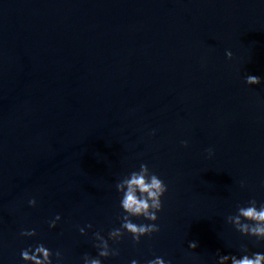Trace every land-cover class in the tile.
Here are the masks:
<instances>
[{
    "label": "water",
    "instance_id": "95a60500",
    "mask_svg": "<svg viewBox=\"0 0 264 264\" xmlns=\"http://www.w3.org/2000/svg\"><path fill=\"white\" fill-rule=\"evenodd\" d=\"M141 163L167 185L159 231L101 264L264 253L226 222L264 204V0H0V264L37 244L96 257Z\"/></svg>",
    "mask_w": 264,
    "mask_h": 264
},
{
    "label": "clouds",
    "instance_id": "9594fccd",
    "mask_svg": "<svg viewBox=\"0 0 264 264\" xmlns=\"http://www.w3.org/2000/svg\"><path fill=\"white\" fill-rule=\"evenodd\" d=\"M225 56L231 60V51H226ZM247 85H257L261 83V78L255 75H247L245 77ZM154 134V133H153ZM186 146L187 142L182 141ZM208 154L211 156L212 150L208 149ZM241 187H244V182H240ZM116 191L121 194L120 208L123 215L119 217L121 223L119 228H114L108 232V237L105 239L100 231L94 232L93 237L97 243L94 247L98 250L96 257H91L88 254L83 256V264H101V258L109 256H118L119 250L109 247V240L119 242L125 233L129 234L133 243H139L140 237L151 236L153 233L159 231V226L154 223L157 219V213L162 209L161 197L168 190L167 185L157 174L149 170L145 163H141L138 171H132L128 175L121 178L115 184ZM28 204L30 207L35 206V199H29ZM132 217H143L144 220L152 223L136 224L132 221ZM60 216L57 215L49 222V228H54ZM226 222L231 224L236 231L242 236L253 237L256 241H264V204L257 207L255 199L247 202V206L237 205V212L235 215L226 217ZM91 228L92 225H86ZM81 235L84 234V228L79 229ZM36 234L35 229L22 230L20 236L31 237ZM188 247L195 249L197 243L195 241L189 242ZM240 251L244 253L240 258L236 255H220L217 252V264H264V253H248L245 246H241ZM53 255L57 261L61 260L60 251L53 253L50 249L46 248L43 244H37L34 247H29L21 251V259L25 264H52ZM131 264H138L133 260ZM146 264H171V261H165L161 257L148 260Z\"/></svg>",
    "mask_w": 264,
    "mask_h": 264
}]
</instances>
